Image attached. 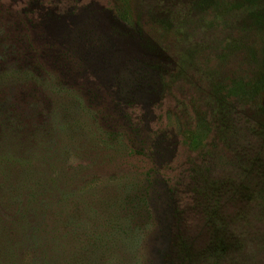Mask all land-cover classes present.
Masks as SVG:
<instances>
[{
	"label": "rangeland",
	"instance_id": "374dc122",
	"mask_svg": "<svg viewBox=\"0 0 264 264\" xmlns=\"http://www.w3.org/2000/svg\"><path fill=\"white\" fill-rule=\"evenodd\" d=\"M1 40V57L47 75L19 81L11 105H38L32 160L71 183L38 176L30 230L74 205L80 232L62 228L77 249L106 214L141 238L139 264H264V0H0ZM73 119H96L99 137L61 136ZM75 143L87 150L72 158ZM37 259L29 239L22 264Z\"/></svg>",
	"mask_w": 264,
	"mask_h": 264
},
{
	"label": "trees",
	"instance_id": "16d2710c",
	"mask_svg": "<svg viewBox=\"0 0 264 264\" xmlns=\"http://www.w3.org/2000/svg\"><path fill=\"white\" fill-rule=\"evenodd\" d=\"M0 42L3 43L2 40ZM2 45H4V49L9 47L6 44ZM4 49L3 52H5ZM4 54L5 56H0V87L3 93L0 97V264H22V253L26 249V243L29 239H31L35 254L38 257L37 264H139L145 256V249H142L141 246V238L135 234L128 235L122 227L123 222L120 218L115 216L114 219L112 215H106L104 212L106 225L108 224L109 227L108 231L104 232V228L100 230L101 224H99L95 229L96 233L89 231L92 238L90 243L85 240L84 246L79 249H77L74 240L68 237L65 228H62L63 226L71 227L76 222L77 230L75 234L80 232L78 219L75 220L76 207L74 205L73 209L67 211L64 215L63 222L59 218L60 212L57 213L56 217L52 216V222H55L56 225L55 227L49 225L45 233L44 230L39 228L30 230L31 222L28 219L30 204L41 200V196H47L46 192L37 193L41 180L38 176L47 177L45 183L47 187L51 184L55 186L56 184L60 185V183L65 185L62 193H67V186L71 183L66 180L68 174L61 173L57 165L49 162L45 167L41 164V160L45 156L39 157L38 163L32 160L36 151V144L41 140L40 134L43 133L41 129H47L41 124V112L38 105L29 104V109L24 113V116L13 110L14 107L11 105V100L14 98V88L19 81L26 83L28 81L48 82L47 75L42 74L41 76L36 69L32 68L35 65L30 66L29 63L21 68L18 63L10 61L11 53ZM13 58L15 59L14 56ZM11 93L13 94L12 97ZM60 93L56 92L53 99L56 100V103L66 104L67 102L63 101L62 95L59 97ZM70 102V105L66 104L69 108L74 106L72 99ZM56 114H59L58 109ZM23 121H26L29 125L26 124V126L31 129L29 134L23 132L24 127L20 125ZM90 121L67 120L68 123H62L63 132L61 136H66L71 132V136H76L80 129L79 126L84 125L89 130L86 136L99 137L97 124H95L97 120L90 119ZM53 122L55 124L62 122L60 114ZM24 131L28 132L25 129ZM50 132L51 128H49L47 134L51 135ZM112 139L116 142L123 140L117 135H113ZM46 143L48 145L46 148L51 147L50 143ZM69 148L72 158L75 153L71 152H74L76 148L87 150L83 143H75L74 146L71 144ZM61 160L60 157L59 161ZM29 162L32 163L29 164ZM89 162H93V159ZM40 166L45 171L42 172L39 169ZM63 167H65V164L61 166V168ZM83 167H86V164ZM27 182H30V184L28 185ZM21 186L30 189L29 197H27L25 203L22 198L25 188H21ZM71 193L70 195L74 197L73 204L78 205L77 200L79 199H76L73 192ZM63 195L64 197L70 196L69 194ZM40 207V205L34 206V209H38L36 215H39ZM47 242L49 246L45 248ZM114 243L117 245L115 246ZM49 247H53V249L48 251ZM122 248H124V251L121 252L120 249ZM115 250L118 254L113 253ZM113 258H116V260H113ZM132 258L139 259V261L134 262L131 260ZM118 259L119 261H117Z\"/></svg>",
	"mask_w": 264,
	"mask_h": 264
}]
</instances>
